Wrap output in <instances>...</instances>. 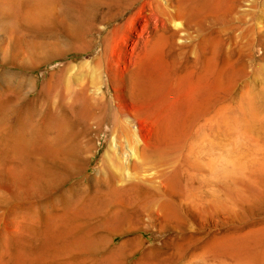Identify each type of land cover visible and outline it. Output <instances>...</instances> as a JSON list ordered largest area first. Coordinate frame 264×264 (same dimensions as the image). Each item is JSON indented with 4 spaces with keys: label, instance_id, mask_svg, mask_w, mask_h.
Here are the masks:
<instances>
[{
    "label": "rangeland",
    "instance_id": "obj_1",
    "mask_svg": "<svg viewBox=\"0 0 264 264\" xmlns=\"http://www.w3.org/2000/svg\"><path fill=\"white\" fill-rule=\"evenodd\" d=\"M37 3L48 13V20L32 25L20 17L11 26L33 49L20 57L12 52L0 55V96L11 105L4 109L0 107V120L13 113L14 118L11 117L8 123L15 127L17 117L26 113L33 119L36 134H39L49 120V112L58 104L59 96L67 93V87L71 89L72 85L73 89H78L87 85L89 90L106 89V83L114 75L120 83L119 107L131 117L133 126L144 139L152 140L165 127L170 138L179 139L178 147L171 150L168 169L175 183L172 185L176 187L172 197L180 219L162 227L158 224L145 227V222H141L142 228L116 234L111 244L104 238V245L98 242L89 251L69 256L60 254L56 264H261L256 257V248L258 241L262 238L264 241V0H255L242 19L237 16L244 12L243 9L224 18L207 17L212 35L225 40L224 49L230 52L235 65H240L236 66L231 97L237 100L242 96L244 100H250L244 113L228 111L231 118L227 120L211 117L212 111L193 120L189 116L190 106L199 98L203 85L197 74L199 66L195 64L191 70L185 67L188 65L185 56L177 59L179 64L173 68L178 69H173L172 74L168 71L170 76L167 77V72L164 74L155 96L134 105L124 98L126 90L122 83L137 66L146 64L145 68L148 65L147 69L156 73L157 67L169 61L167 49L164 54L167 57L163 56L160 61L158 56L151 59L149 56L146 63L143 61L142 55L150 48L154 30L160 26L152 13L150 0H132L128 7L108 3V0H38ZM112 13L114 16H110ZM6 16L7 21L9 15ZM106 31H109V58L102 56ZM189 31L187 38H176V44L190 45L196 39V33L192 29ZM251 38L255 43L249 46L247 41ZM193 56L189 51V59ZM97 58L99 62H96ZM222 58L219 53L218 62ZM153 72L152 75H156ZM106 131L107 126H104L99 130L91 129L87 134L90 148L82 172L87 175V180L95 174L107 144ZM45 160L51 164L49 159ZM79 175L52 191L46 189V197L26 196L6 204L0 208V227L9 209L26 207L39 211L42 203H49L54 198L52 193L63 190ZM37 222L36 228L27 233L33 243L39 242L41 230L37 229L40 226ZM98 235H101L100 231L93 233L94 237ZM259 237L261 239L257 240ZM225 238L244 239L247 245L234 251V257L222 255L223 252H220L222 258L220 254L217 256L220 259L205 257L214 250L212 244L215 241ZM124 240L128 243L122 247ZM174 242L182 244L181 251L173 246ZM3 260L6 264L8 257L5 255Z\"/></svg>",
    "mask_w": 264,
    "mask_h": 264
},
{
    "label": "bare ground",
    "instance_id": "obj_2",
    "mask_svg": "<svg viewBox=\"0 0 264 264\" xmlns=\"http://www.w3.org/2000/svg\"><path fill=\"white\" fill-rule=\"evenodd\" d=\"M37 1L0 0V55L12 52L20 57L33 49V46L25 42L11 26L20 17L32 25L48 20V13L40 8ZM254 1L150 0L152 13L160 21V26L154 30L150 48L148 47L149 49L142 55L145 57V60H142L146 63L149 56L150 59L158 56L157 60L160 61V58L168 54L169 61L157 67L159 70H156V73L148 70V65L145 68L146 64L137 63L139 66L134 71H129L130 74L124 82L121 80L126 90L124 98L134 105L144 103L155 96L153 94L162 83L164 74L175 70L176 67H173L179 62L177 59L185 56L188 58V65H184L185 67L192 69L195 64L199 66L197 74L203 85L199 98L190 106L189 116L192 120L211 111L213 112L211 117L218 120L230 119L228 111L231 110H241L244 113V107L250 100H244L242 96L237 100L231 97L236 66L240 65H235L230 52L224 49L225 40L212 35V31L208 29L210 27L207 26V17L224 18L227 14L243 9L244 12L237 16L238 19H242ZM131 2L132 0H108V3L123 6ZM7 12L9 18L6 21L4 17ZM189 29L196 33V39L190 45L176 44V38L181 40L190 35ZM108 34L109 31H106L103 35L101 53L104 57L110 49L107 44ZM179 34H183L184 38L182 35L181 38L178 37ZM254 43L253 38L247 41L249 46ZM165 49L166 53L168 52L166 55ZM189 51L194 55L191 59L188 57ZM219 53L223 55L221 62L217 60ZM165 60L167 61L166 58ZM96 62H99V58ZM151 72L156 75H152ZM114 78L108 80L106 89L89 90L87 85H82L78 89H73L72 85L71 89L67 87L69 88L66 90L67 93L59 96V102L54 105L52 111L51 107L49 108L51 111L49 120L47 122L45 118L47 123L44 124L41 134H36L33 119L28 118L26 113H21L17 117L15 127H10L8 123L11 117L14 118L13 113L0 120V208L26 196L46 197L48 195L46 189L52 191L59 188L65 181L80 174L66 188L52 193L54 198L48 200L49 203H42L39 211L38 208H31V211L26 207L23 209L24 207L17 206L8 210L0 227V264H5L3 260L5 255L8 257L6 264H56L60 254L69 256L89 251V248L98 242L104 245V238L106 243L111 244L116 234L136 230L141 227V222H145V227L155 224L162 227L168 222L180 219L177 204L172 197L176 187L172 185L173 177L168 169L171 150L178 147L176 145L179 139L170 138L166 127L152 140L144 139L133 126L131 117L119 107L120 83ZM219 102L220 104L216 105ZM1 106L4 109V106L8 108L11 105L0 96ZM219 111L223 113L220 114ZM47 112L48 110L45 114ZM104 126H107L108 141L95 174L87 180V175L82 173L85 157L90 148L87 134L91 129L99 130ZM45 159H49L51 164L48 165ZM36 222L40 225L37 229L41 231L39 230V242L33 243L27 233L33 231ZM95 231H100L101 235L94 237ZM260 239L261 237L257 240ZM262 240L258 241L256 257L264 264ZM244 241L229 238L215 241L212 244L214 250L205 257H219L220 252L229 257L234 251L245 248L247 243ZM127 243L128 240H124L121 246L125 247ZM182 244L174 242L173 246L181 251ZM254 245L257 246L256 243Z\"/></svg>",
    "mask_w": 264,
    "mask_h": 264
}]
</instances>
